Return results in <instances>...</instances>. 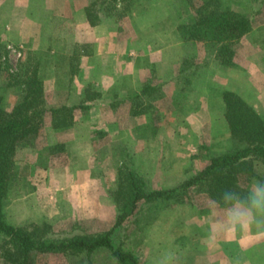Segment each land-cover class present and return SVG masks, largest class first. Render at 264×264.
Wrapping results in <instances>:
<instances>
[{"label": "rangeland", "instance_id": "rangeland-1", "mask_svg": "<svg viewBox=\"0 0 264 264\" xmlns=\"http://www.w3.org/2000/svg\"><path fill=\"white\" fill-rule=\"evenodd\" d=\"M110 2L0 0V89L6 107L11 110L21 97L17 76L35 65L44 75L48 109L87 106L74 111L66 130L54 129L46 113L39 132L17 145L15 180L4 199L6 221L15 227L47 226L56 237L109 231L128 201V173L145 191L168 190L234 149L223 93L239 96L264 119V0L218 2L252 23L233 48L231 67H219L212 49L183 41L177 31L181 23L206 15L210 0H118L115 10L89 26L85 9ZM61 63L71 72L63 85L57 79ZM144 88L138 99H128ZM59 144L63 151L51 153ZM247 168L252 178L241 185L249 194L240 202L195 189L182 203L142 200L114 230V247L142 264H264V237L255 228L233 233L225 224L234 205H250L255 182L264 188V163ZM258 223L264 225V217ZM31 264L115 261L99 251L90 258L38 255Z\"/></svg>", "mask_w": 264, "mask_h": 264}, {"label": "trees", "instance_id": "trees-1", "mask_svg": "<svg viewBox=\"0 0 264 264\" xmlns=\"http://www.w3.org/2000/svg\"><path fill=\"white\" fill-rule=\"evenodd\" d=\"M111 2L106 8L95 9L96 4L93 3L85 9L89 26L97 25L100 14L115 10L113 4L118 0ZM218 2L210 0L206 15L181 23L177 31L183 41L200 43L212 49L219 67H231L235 55L233 48L251 31L252 23L244 14ZM72 59L77 68V56L73 55ZM63 65L61 63L60 73H57L58 84L62 85L65 81L70 82L71 73ZM16 86L20 87L21 97L11 110L6 107L3 89H0V262L3 264H31V259L38 255H84L90 258L99 251H107L115 264H142L132 254L117 250L112 242L114 230L134 214L139 202L179 199L182 203L191 189L212 199L230 198L233 202H240L249 194L241 185L243 178L247 181L252 178L247 167L254 162L264 163V119L239 96L225 92L224 118L229 136L236 145L233 150L211 158L192 178L172 189L145 191L144 183L133 172L128 173V201L120 207L113 228L102 234L56 237L49 235L47 226L31 230L15 227L6 221L4 199L15 180L13 157L17 145L24 138L39 132L46 113L51 114L54 129L66 130L72 126L74 111L87 108L83 104H63L48 109L45 105L44 75L39 72V65L22 70L17 76ZM146 89L129 95L128 99H138ZM137 114L132 112V115ZM57 149L63 151L64 144L53 146L51 153Z\"/></svg>", "mask_w": 264, "mask_h": 264}, {"label": "clouds", "instance_id": "clouds-1", "mask_svg": "<svg viewBox=\"0 0 264 264\" xmlns=\"http://www.w3.org/2000/svg\"><path fill=\"white\" fill-rule=\"evenodd\" d=\"M257 191L250 196V205L237 207L234 205L227 213L225 224L230 232L242 231L245 233L256 229L258 236L264 237V225L258 223V217H264V188L259 187V182H255ZM230 199L226 198V203Z\"/></svg>", "mask_w": 264, "mask_h": 264}]
</instances>
